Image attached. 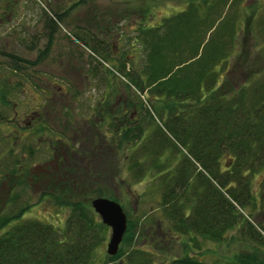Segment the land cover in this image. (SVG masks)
Masks as SVG:
<instances>
[{"label": "rangeland", "instance_id": "obj_1", "mask_svg": "<svg viewBox=\"0 0 264 264\" xmlns=\"http://www.w3.org/2000/svg\"><path fill=\"white\" fill-rule=\"evenodd\" d=\"M215 1L195 0L201 4L198 16L206 15L205 20L199 18L205 24H194L192 19L190 26L181 25L175 32L178 48L171 58L187 66L178 75L183 79L206 64L205 99L239 97L250 91L261 102L264 0H222L221 9L208 13ZM189 4L190 0H0V212L29 205L23 219L63 226L69 210L42 198L43 193L68 199L74 192L73 199L89 201L100 221L92 199L117 201L127 222H133L135 239L124 235L119 255L111 260L108 227L95 251V264H132L130 258L136 254L146 258V264H170L187 254L233 264L240 253L257 255L256 251L264 259V245L247 235L246 219L241 218L220 241L193 232H170L160 206L163 188L157 169L149 165L154 154L137 157L151 151H142L139 141L134 144L133 135L139 129L144 138H150L161 127L181 152L185 149L167 131L169 126H164L169 118L165 106L172 99L157 96L153 88H135L121 74L118 57L127 69L135 64V70L142 72L148 63L146 42L152 39V31L160 39L169 35L174 22L163 25L182 15ZM211 21L212 27L205 30ZM91 46L98 50L94 52ZM6 53L29 62L17 66ZM197 104V100L179 101L178 112L186 117ZM116 126L132 130L128 132L132 141L120 142ZM182 137L179 134L184 144ZM165 142L173 145L167 137L159 151L169 146ZM151 144L155 145L152 140ZM160 153L162 169L173 171L181 165L184 155L180 151L171 148ZM233 157L230 151L223 155V171L229 169ZM22 177L26 184L17 182ZM249 181L255 201L242 211L253 224L263 227L264 165ZM96 189L103 195L95 196ZM137 257L133 264H140Z\"/></svg>", "mask_w": 264, "mask_h": 264}, {"label": "trees", "instance_id": "obj_2", "mask_svg": "<svg viewBox=\"0 0 264 264\" xmlns=\"http://www.w3.org/2000/svg\"><path fill=\"white\" fill-rule=\"evenodd\" d=\"M222 4H224L222 0H216L210 6L211 10L208 13L221 9ZM200 8V3L190 0L188 9L182 12V15L174 17L173 20L169 19L163 25L165 27L174 22L167 31L171 32L169 35L161 36L160 39V35L152 31V39H147L146 42L148 63L145 69H140L142 72L135 70L133 63L132 69H127L125 61L121 62V58L118 57L121 70L119 71L121 74L124 72L123 75L135 88L140 91L153 88L157 96L164 94L165 99H172L169 101L171 103L165 106L169 110V118L164 126H169L170 129L167 131L174 135L176 141L185 149L181 152V147L174 143L161 127L160 133L154 129L155 136L145 137L146 139L139 129L138 133L133 135L134 144L139 141L143 145L142 151L146 149L151 151L149 153L144 151L142 156L137 157L145 158L147 154L157 155L156 159L153 155L151 161L154 162L149 165L157 169V180L163 188L160 206L168 218L170 232L180 235L193 232L220 241L225 238L227 231L236 227L242 219H246L247 235L252 241L264 245V226L253 224L242 211L252 204V200L255 201V194L249 181L250 176L264 165V97H261L260 102L257 96L254 97L253 92L249 91L247 94L245 91L239 97L214 99L210 96L205 99L204 89L208 84L205 81L207 79L202 76L207 65L180 79L178 74L187 66H181L182 62L178 64L175 62L176 58L175 60L171 58L178 48L173 39L178 27L183 25L187 28L192 19L194 24L197 22L201 25L205 24L199 18L205 20L206 15L198 16ZM212 25L211 21L205 25V30L210 29ZM91 47L94 52L98 50L96 47ZM6 54L17 66L21 61L29 62L13 54ZM187 99L197 100L198 104L193 106L194 109L190 110L186 117H182L178 112V102ZM199 99L204 101L199 103ZM2 102L8 103L3 99ZM116 130L120 142L131 139L129 133L132 130L123 131L120 126H116ZM179 134L183 136L184 144L179 140ZM166 135L173 145L165 142L169 146L159 151L160 143L165 141ZM151 140L155 145L151 144ZM171 148L180 151L184 156L181 165L173 171H168L167 168H161L158 160L162 154L160 152ZM227 151L233 153L234 157L227 166L229 169L223 171L222 160ZM14 163L16 165L17 161ZM12 169L9 171L14 176L15 169ZM143 169L144 167L140 166V170ZM248 172L251 174L248 175ZM17 182L26 184L23 177ZM70 190L68 189V192ZM95 194V196L103 195L101 189H96ZM74 196V192L68 195V199L53 192L43 193L42 198L48 197L55 204L69 210L63 226H55L40 219H23V214L29 209V205L20 207L16 211L0 212V264H95V251L105 239L108 226L103 224L91 210L89 201L85 203L81 199L74 200ZM124 235V238L135 239L131 219L127 222ZM256 252L257 255L240 253L236 257V263L233 264H263L264 259L259 256L258 251ZM119 253L120 251L109 258L112 260ZM136 257L140 260V264L148 263L146 258L136 254L135 257L130 258L132 264L135 263ZM170 264L219 263L207 262L196 255L187 254L172 259Z\"/></svg>", "mask_w": 264, "mask_h": 264}, {"label": "water", "instance_id": "obj_3", "mask_svg": "<svg viewBox=\"0 0 264 264\" xmlns=\"http://www.w3.org/2000/svg\"><path fill=\"white\" fill-rule=\"evenodd\" d=\"M91 204L102 223L111 230L107 243V253L113 256L118 252L119 244L127 228L126 213L120 203L110 198L95 197Z\"/></svg>", "mask_w": 264, "mask_h": 264}]
</instances>
